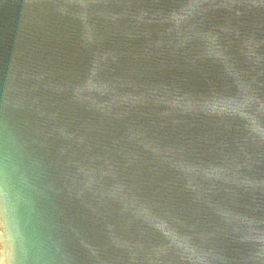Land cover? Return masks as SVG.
Returning a JSON list of instances; mask_svg holds the SVG:
<instances>
[{
	"label": "water",
	"instance_id": "water-1",
	"mask_svg": "<svg viewBox=\"0 0 264 264\" xmlns=\"http://www.w3.org/2000/svg\"><path fill=\"white\" fill-rule=\"evenodd\" d=\"M0 264H264V0H0Z\"/></svg>",
	"mask_w": 264,
	"mask_h": 264
}]
</instances>
